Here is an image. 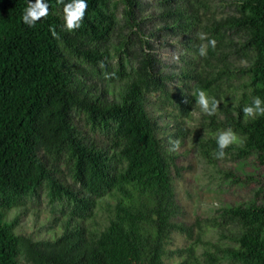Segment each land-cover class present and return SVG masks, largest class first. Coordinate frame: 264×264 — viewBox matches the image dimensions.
<instances>
[{"label":"trees","instance_id":"trees-1","mask_svg":"<svg viewBox=\"0 0 264 264\" xmlns=\"http://www.w3.org/2000/svg\"><path fill=\"white\" fill-rule=\"evenodd\" d=\"M71 2L44 0L47 16L30 27L22 16L35 0H0V264H165L173 257L180 264H264V188L247 204L222 208L221 222L208 226L230 245L204 241L206 230L194 233L197 221H182L172 184L176 156L144 107L145 95L157 93L176 119H188L203 90L219 105L204 113L202 131L231 129L241 141L223 158L253 155L264 168V114L243 113L254 97L264 107V0H237L219 18L210 0H157L151 15L144 0H121V20L111 0H86L81 26L67 31L63 7ZM163 39L178 43L176 75L163 72L153 49ZM77 114L92 135L74 123ZM175 130L171 136L181 139L177 121ZM202 141L203 160L223 159L215 139ZM59 162L72 185L56 176ZM43 185L67 218L54 238L36 241L16 234L3 213ZM103 198L110 200L106 224L89 229L84 222ZM174 235L187 244L170 251Z\"/></svg>","mask_w":264,"mask_h":264},{"label":"rangeland","instance_id":"rangeland-1","mask_svg":"<svg viewBox=\"0 0 264 264\" xmlns=\"http://www.w3.org/2000/svg\"><path fill=\"white\" fill-rule=\"evenodd\" d=\"M147 7L144 15H151L156 12L157 0H144ZM237 0H210L211 11L215 12L216 18L221 15L229 14ZM110 5L114 6V13L118 20L122 19V11L124 5L121 0H111ZM148 25V23H147ZM118 41V35L114 34L111 38L112 43ZM153 49L157 58L163 65V72L166 75H176L180 67L178 56L180 51L176 40L163 39L153 44ZM244 65V64H242ZM173 86H169L170 90ZM145 110L147 115L157 126V138L166 146V148L176 156V166L178 167V177H174L172 184L175 192L176 201L180 204L184 211L182 221L191 225L197 221L200 228L194 227V233L197 229L206 230L202 233L204 241H211L217 246L230 245V240L220 241L218 234L220 229H209L208 226L213 220L221 222L219 217L220 210L229 206L249 203L256 189L264 188V168L256 164L255 157L249 155L244 159H238L235 156H227L226 158L217 160L213 165L208 164L198 154L199 143L203 139H215L217 142L222 129L214 133H204L201 129V121L204 112L196 103L190 117H175L172 107L159 100L157 93L145 95ZM179 123V127L184 129V135L179 140V147L173 148L171 141L174 140L172 134L176 133L175 122ZM74 123L78 127H83V131L89 133L88 127L85 125L84 117L77 114ZM101 141V136H96ZM237 137V136H236ZM234 147H240V138L231 143ZM55 170H58L60 182L65 185H72L71 178L65 165L61 162L55 163ZM47 189L41 186L37 195L33 197H25L22 204L13 207L3 213L7 222L15 221L14 232L22 236H28L33 240H50L61 232V223L67 218L61 215V202L50 204ZM103 198L98 202L97 208L94 210L91 219L84 222L87 228L99 230L106 224L108 211L105 209V201ZM104 202V203H103ZM107 202H110L108 200ZM222 231V230H221ZM233 231L231 227L224 229L226 235H230ZM196 236H193L195 239ZM186 239L180 236H173L172 243L167 247L168 250L174 251L185 247ZM165 264H180V260L173 257L165 261ZM225 264V263H223Z\"/></svg>","mask_w":264,"mask_h":264},{"label":"clouds","instance_id":"clouds-1","mask_svg":"<svg viewBox=\"0 0 264 264\" xmlns=\"http://www.w3.org/2000/svg\"><path fill=\"white\" fill-rule=\"evenodd\" d=\"M58 4L63 3V0H57ZM86 0H72L71 3L65 4L63 7L64 13V28L67 31H73L78 29L81 26L82 20L84 18L85 12L87 10ZM48 14V5L44 3V0H35V3H29L26 8L22 21L28 26H33L36 21L40 20L43 17H46ZM53 35L55 32L53 31ZM201 39H205L206 36L204 34H200ZM215 40H209L208 44L213 48L215 47ZM200 55H206V46H201ZM196 103L200 106L201 110L211 116L213 115L217 108L218 102L212 100L211 103L206 93L203 90L198 91ZM262 101L259 97L253 98L252 106H246L243 108V113L245 116L253 117L257 114H264V107L261 106ZM237 139L235 133L231 129L223 131L219 134L217 139V145L219 152L217 153V158H223L225 153L224 149H226L231 143H233ZM173 144V148L179 147V140L171 141Z\"/></svg>","mask_w":264,"mask_h":264}]
</instances>
